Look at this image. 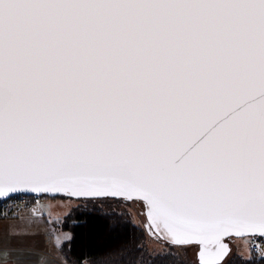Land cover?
Wrapping results in <instances>:
<instances>
[{"label":"snow or ice","instance_id":"snow-or-ice-1","mask_svg":"<svg viewBox=\"0 0 264 264\" xmlns=\"http://www.w3.org/2000/svg\"><path fill=\"white\" fill-rule=\"evenodd\" d=\"M29 192L111 242L138 206L160 251L128 264H229L226 237L264 236V0H0V197Z\"/></svg>","mask_w":264,"mask_h":264},{"label":"rangeland","instance_id":"rangeland-1","mask_svg":"<svg viewBox=\"0 0 264 264\" xmlns=\"http://www.w3.org/2000/svg\"><path fill=\"white\" fill-rule=\"evenodd\" d=\"M77 203V199L65 196H58L54 200L39 198L38 202L31 204L22 215L0 219V241L3 242L0 244V264H17L18 254L10 252L4 245H8L16 232L23 230L25 226L31 234L28 243L33 248L25 264H41V258H44L47 264H103L106 259H82L80 262L69 260L65 250L62 251L63 245L72 236L71 228L64 226L65 218ZM125 212L126 217L143 231L144 239L141 244H144V256L147 258L160 251V244L156 242V238L147 235L144 227L146 218L141 209L132 205L127 207ZM247 241V236L230 239V249L228 256L225 257V259L231 257L229 264L234 259L240 260L239 257L247 258L252 255Z\"/></svg>","mask_w":264,"mask_h":264},{"label":"trees","instance_id":"trees-1","mask_svg":"<svg viewBox=\"0 0 264 264\" xmlns=\"http://www.w3.org/2000/svg\"><path fill=\"white\" fill-rule=\"evenodd\" d=\"M85 215L81 209L76 207L71 208L69 214L65 218L64 226L71 228L72 236L63 247L65 254L69 260L80 262L82 259L97 260L107 259L110 255V249L117 248L124 244L132 253L131 257H126L124 264H128V260L132 258L139 259L141 254L144 255V248L141 251H136V245L141 244L139 237L143 233L142 229L132 223L130 219L125 217L127 224L126 232L123 234V239L116 242H111L107 237L102 240H97L95 235H87L89 225L84 224ZM74 237V238H73ZM250 257H239L240 260H233L230 264H264V258L255 253Z\"/></svg>","mask_w":264,"mask_h":264},{"label":"built area","instance_id":"built-area-1","mask_svg":"<svg viewBox=\"0 0 264 264\" xmlns=\"http://www.w3.org/2000/svg\"><path fill=\"white\" fill-rule=\"evenodd\" d=\"M38 195L21 194L20 196L13 195V198L7 200L0 198V219L15 217L27 210L31 204L38 202ZM247 246L250 252L264 258V237L248 236Z\"/></svg>","mask_w":264,"mask_h":264},{"label":"water","instance_id":"water-1","mask_svg":"<svg viewBox=\"0 0 264 264\" xmlns=\"http://www.w3.org/2000/svg\"><path fill=\"white\" fill-rule=\"evenodd\" d=\"M26 194L40 195V194H36V193H31V192L26 193ZM65 197H68V196H65ZM0 198H3V197H0ZM70 198H72V197H70ZM74 199H76V198H74ZM243 236H260V237H264V236H261V235H259V234H248V235H243ZM243 236H235V235H233V236H230V237H243ZM230 237H226V238H230ZM226 238H225V239H226ZM225 243L228 244V247H229V249H230L229 242H227V241L225 240Z\"/></svg>","mask_w":264,"mask_h":264},{"label":"flooded vegetation","instance_id":"flooded-vegetation-1","mask_svg":"<svg viewBox=\"0 0 264 264\" xmlns=\"http://www.w3.org/2000/svg\"><path fill=\"white\" fill-rule=\"evenodd\" d=\"M231 238H232V237H230V238H226L225 240H226L227 242H229Z\"/></svg>","mask_w":264,"mask_h":264},{"label":"crops","instance_id":"crops-1","mask_svg":"<svg viewBox=\"0 0 264 264\" xmlns=\"http://www.w3.org/2000/svg\"><path fill=\"white\" fill-rule=\"evenodd\" d=\"M25 211H26V210H25ZM25 211H24V212H25ZM21 215H22V214H21Z\"/></svg>","mask_w":264,"mask_h":264}]
</instances>
